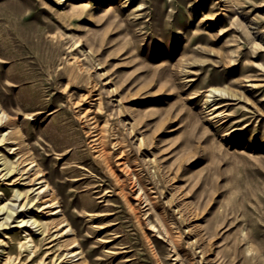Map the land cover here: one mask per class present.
<instances>
[{
	"label": "rangeland",
	"instance_id": "obj_1",
	"mask_svg": "<svg viewBox=\"0 0 264 264\" xmlns=\"http://www.w3.org/2000/svg\"><path fill=\"white\" fill-rule=\"evenodd\" d=\"M3 111L0 264H264V0H0Z\"/></svg>",
	"mask_w": 264,
	"mask_h": 264
},
{
	"label": "bare ground",
	"instance_id": "obj_2",
	"mask_svg": "<svg viewBox=\"0 0 264 264\" xmlns=\"http://www.w3.org/2000/svg\"><path fill=\"white\" fill-rule=\"evenodd\" d=\"M217 89H210V92H215ZM93 96V95H92ZM99 99V98H98ZM98 99L96 98V99H93L94 101H96V102H98V105L100 104V102L98 101ZM8 116V113H6L5 111H3V113H2V115H0V128L2 127V126H4V125H6V122H3V119H4V117H7ZM9 117V116H8ZM94 119V117H92V118H89V120H93ZM93 123V122H92ZM94 127V126H93ZM95 132H97L96 130H95ZM93 142L96 144V148H97V157H99V158H102L103 159V161H106L107 162V160H108V158H107V156H106V153H105V141H104V139L101 137V135H100V133L98 132V133H96L95 135H93ZM3 140H1L0 139V143L2 142ZM120 155V154H119ZM125 155V154H124ZM118 156V155H117ZM119 160H118V166L122 169V170H125V171H128L129 170V164H128V162H127V160L125 159V158H123L122 156H119V158H118ZM3 164H5V166H6V168H7V172H6V174L4 175V176H7V175H13L12 173H14V169H13V167H11V168H8L7 167V162H5V163H3ZM132 167V166H131ZM132 172V171H131ZM133 173V172H132ZM117 174V173H116ZM11 177H13V176H11ZM118 177V176H117ZM134 179H136V178H134ZM18 196L19 197H21L22 196V194L21 193H18ZM23 206V205H22ZM6 208V205H3V207H1L0 208V211H2V210H4ZM6 211H7V209H6ZM9 213V212H8ZM12 213V212H11ZM57 213V212H56ZM35 223H37L38 224V226H41V224L38 222V221H34ZM68 225V224H67ZM42 228V227H41ZM70 231V230H69ZM66 232H68V230L66 231ZM41 233H43V234H45L46 233V229H43L42 230V232ZM26 239H28V241L31 243V245H33L34 246V248L36 247V245H34V244H36L35 242H34V240H33V238H29V236H27V237H25ZM33 251V250H32ZM15 260H16V264H18L19 262H20V260H19V258H15Z\"/></svg>",
	"mask_w": 264,
	"mask_h": 264
}]
</instances>
